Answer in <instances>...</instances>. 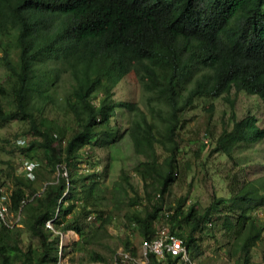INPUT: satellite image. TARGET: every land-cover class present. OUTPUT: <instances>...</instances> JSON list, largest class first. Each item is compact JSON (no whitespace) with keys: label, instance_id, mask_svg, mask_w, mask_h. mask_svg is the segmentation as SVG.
Wrapping results in <instances>:
<instances>
[{"label":"trees","instance_id":"16d2710c","mask_svg":"<svg viewBox=\"0 0 264 264\" xmlns=\"http://www.w3.org/2000/svg\"><path fill=\"white\" fill-rule=\"evenodd\" d=\"M0 61V127L19 124L13 152L35 163L30 179L0 158V197L19 214L0 220V264H106L101 247L118 246L139 257L132 236L162 226L199 264H264V125L236 108L264 105V0H0ZM131 85L137 98L115 96ZM206 98L208 120L186 145V114ZM123 141L138 159L107 185ZM194 165L206 204L192 196ZM68 229L78 239L66 250Z\"/></svg>","mask_w":264,"mask_h":264},{"label":"rangeland","instance_id":"374dc122","mask_svg":"<svg viewBox=\"0 0 264 264\" xmlns=\"http://www.w3.org/2000/svg\"><path fill=\"white\" fill-rule=\"evenodd\" d=\"M7 76V69L5 67V65L3 64V62L0 61V82ZM129 91V93H128ZM126 95L129 96H134V97H138L139 96V87L135 85H131L129 87L128 90H125L124 87H120L118 89H115V96L117 97H125ZM207 98L204 100H198V105L195 106L192 110H190L189 112H187L186 116L189 118L188 120V125L185 127V129L182 131V137L185 140V144L188 145L190 142L189 140L192 139L193 137V130L194 129H203V125L205 124V122L208 120L207 117V112L203 109V107L207 104ZM237 111H238V115L240 116L243 112H245V110H247L249 113L251 114H255L259 120V124L260 125H264V105L263 104H253V100L250 97H242L240 100H238L237 105H236ZM19 130H21V127L19 126V124L15 123V122H9V123H5L3 126L0 127V158L3 159L5 161V159H10L14 162H16V171H20L22 173V165L25 163L24 161L21 162L23 159H26V157L24 156H19L18 154H16L15 152H13V146L15 143V140L18 136H15L14 134L16 132H19ZM2 138H8V142H4ZM29 136H25L24 140L25 143L28 141ZM197 146L199 148H202V156L204 155L205 152L208 151L209 147H205L202 145L201 143V138L198 141V143H196L195 145L191 146L193 148H197ZM261 149V146H260ZM251 145L248 144L247 145V153L249 154V156H251ZM119 155L114 158L111 162V166H110V170H109V175L107 176L105 183L107 185H110L111 181L114 179V177H116V175L119 172V168L121 165H124L127 168H130L136 161V159H138L136 156L133 155L132 151H131V147L125 143L124 141L121 144V147L118 149ZM34 156V155H33ZM99 156H100V160L99 163L96 164V167H101L102 164L104 163V152L100 151L99 152ZM121 157V158H119ZM34 161H37L35 157L31 158ZM0 165H2L3 167L6 165L5 162H1L0 161ZM87 167V166H86ZM194 171H195V177H196V181H195V187L193 189L192 192V196L196 197L201 204H206V202L209 200L207 197V193L206 191L203 189V187L201 185H199V183L197 182V180H199L202 175V172L204 171V169L202 170H198V166L194 165L193 167ZM209 172L211 173V175H214L216 170L214 169V166H209ZM53 176L57 175V172L52 174ZM189 174L187 175L186 180H184L185 182H181L180 185L181 186H176V188L178 190H183L186 186V182L189 179ZM213 179V178H212ZM41 189L38 190V192ZM7 193H9V190L7 191ZM198 195V196H197ZM7 205V203H6ZM202 207V205H201ZM263 213V212H262ZM12 212L10 210H8V217H10V220H13L16 218V215L12 216ZM263 216V215H262ZM215 228V227H214ZM216 229V228H215ZM115 229L112 227L111 228V232L115 233ZM25 235V234H24ZM215 235V234H213ZM133 241L136 244L137 247V251L140 254L141 251V237H139L138 234H135L132 236ZM78 239V234L76 232H74L71 229H68L64 232H61L60 234V243L62 245H65L66 250L69 248V244L71 243V241L77 240ZM25 242H27L25 240ZM33 242H35L33 240ZM222 242V239L220 238V243ZM207 247H204V255L209 254L210 252H212L214 254V246H213V242L207 241ZM102 250H104L105 253H107V258L109 259L108 263L106 264H114V258L115 256H118L119 253L122 251L121 246H118L116 248L115 254L110 255V253L107 251V249L105 247H101ZM221 256V254H223V249H218L217 250ZM110 257V258H109ZM112 257V258H111ZM79 258V257H77ZM77 262H70L68 260V258L66 257L65 259H61V264H103L102 262H95V261H88L85 258H82L81 260H76Z\"/></svg>","mask_w":264,"mask_h":264},{"label":"built area","instance_id":"2783aa9c","mask_svg":"<svg viewBox=\"0 0 264 264\" xmlns=\"http://www.w3.org/2000/svg\"><path fill=\"white\" fill-rule=\"evenodd\" d=\"M17 142L23 143V140L18 139ZM34 166L35 163L33 161H29L28 163H24V165H22V169L25 171V174L30 179L35 178V175L32 170ZM3 200L4 196H1L0 220L7 223L8 225H14L18 222L19 214H16L15 219L10 220V217H8V206ZM45 225L49 228H52V224L49 220L46 221ZM148 251H151L158 259L164 258L166 253H169L170 255L177 258L179 264H199L193 257H191L182 239L177 235L170 233L165 226L159 228L157 234L155 235V237H153L152 240L142 241L139 257L131 256L127 252L123 251L119 253V256L123 259L132 260L136 264H146L148 262Z\"/></svg>","mask_w":264,"mask_h":264}]
</instances>
